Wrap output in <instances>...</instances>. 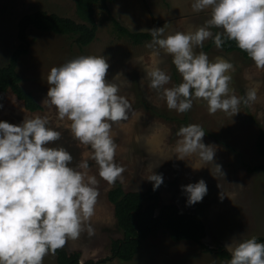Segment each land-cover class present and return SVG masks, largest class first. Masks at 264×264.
<instances>
[{"label": "rangeland", "instance_id": "374dc122", "mask_svg": "<svg viewBox=\"0 0 264 264\" xmlns=\"http://www.w3.org/2000/svg\"><path fill=\"white\" fill-rule=\"evenodd\" d=\"M192 3L194 0H112L105 6L98 2L95 4L96 36L83 48L78 47L71 36L31 28L28 30V51L19 57L16 67L22 78L21 85L41 106L36 110L27 109L8 89L0 92V121L19 125L25 117L46 116L48 127L61 133L60 139L49 146L69 151L73 166L87 159L84 153L89 149L73 138L68 127L70 122L59 120L55 108L42 102L47 98V77L52 67L81 55L104 56L110 65L107 78L118 86V94L131 106L127 120L113 124L111 130L117 144L115 161L125 169L122 182L117 181L124 190L144 192L153 183L147 180L153 172L163 174L159 187L161 203L173 201L180 211L198 214L205 228L203 243L217 249L225 248L234 237L246 239L264 235V174L247 169L262 160L255 150V139L259 126L264 128V69H257L249 57L237 50L226 51L215 45L208 49L197 47L195 51L205 52L210 60L222 57L234 65V71L228 73L232 77L229 85L232 94L244 97L248 89H255L257 98L249 105L241 103L240 112L234 116L222 111L210 114L203 100H194L192 108L181 114L167 108L159 92L150 87L146 74L148 69L159 67L171 77L164 87L179 85L182 77L172 57L158 47H146L152 37L138 44L121 34L112 20L115 18L132 31L161 28L167 23L166 33H186L210 18V10L195 12ZM37 9L81 21L75 0H0V64L7 62L18 43L20 17ZM189 124L203 128L202 142L215 146L214 161L222 166L224 175L216 171L213 163L202 161L197 154L185 156L184 160L176 157L175 146L179 139L176 133L181 126ZM88 162L89 174L96 175L99 181L100 195L90 221L94 234L84 231L78 239H68L63 247L67 253L78 251L79 263L108 256L110 240L122 236L113 204L107 197L108 190L115 184L102 180L95 162ZM200 179L206 182L208 192L201 202L188 206L181 186ZM167 235L160 230L155 236L145 238L132 260L113 258L98 264H227L229 260L220 258L216 251L203 249L196 242L175 241ZM43 264H58L56 255H46Z\"/></svg>", "mask_w": 264, "mask_h": 264}, {"label": "clouds", "instance_id": "9594fccd", "mask_svg": "<svg viewBox=\"0 0 264 264\" xmlns=\"http://www.w3.org/2000/svg\"><path fill=\"white\" fill-rule=\"evenodd\" d=\"M191 8L210 10V18L194 31L166 33L167 23L146 30L152 37L146 47L170 55L182 77L179 85L164 87L170 75L153 67L146 73L150 87L169 110L182 114L194 100H203L210 114L222 111L234 116L241 103L255 102L256 90L248 89L244 97L232 94L228 73L234 65L222 57L210 60L195 49L203 48L209 39L221 48L227 38L257 69H264V0H194ZM213 28L222 31L214 33ZM109 67L102 55H81L52 67L48 74L43 105L54 107L59 120L69 121L73 138L89 149L84 153L87 159L74 166L69 151L49 146L61 133L48 127L46 116L25 117L19 125L0 121V264H43L44 257L54 255L68 239L76 240L84 231L94 234L90 221L100 193L88 161L95 162L98 176L108 184L122 182L125 169L115 161L117 144L111 130L113 124L127 120L131 107L107 78ZM176 135L178 159L197 154L224 175L214 161L215 146L202 142L205 131L200 125L181 126ZM147 180L155 191L163 183V174L153 172ZM181 190L188 206L201 202L208 192L203 179L182 185ZM225 248L231 255L227 264H264V243L255 236L234 237Z\"/></svg>", "mask_w": 264, "mask_h": 264}, {"label": "trees", "instance_id": "16d2710c", "mask_svg": "<svg viewBox=\"0 0 264 264\" xmlns=\"http://www.w3.org/2000/svg\"><path fill=\"white\" fill-rule=\"evenodd\" d=\"M109 1L112 0H75L76 12L81 21L45 9H37L23 14L17 23L18 43L9 54L7 62L3 65L0 64V92L9 89L23 101V106L27 109L36 110L40 108L41 105L32 93L21 85L22 78L16 67L19 57L27 53L29 48L28 30L34 28L40 31L68 35L73 38L78 47L83 48L96 36L98 23L95 18V4L101 2L106 6ZM112 20L121 34L138 44L151 37L148 31H132L122 26L115 18ZM217 31L221 30L213 28L214 33ZM224 39L225 43L221 47L222 49L226 51L237 50L244 57H248L244 51L236 46L235 41ZM213 45H215L213 40L209 39L204 47L208 49ZM142 102L145 106L148 105L145 99ZM255 150L262 160L259 164L247 169L250 171L259 170L264 174V128L261 126H259L255 139ZM107 197L113 204L116 222L122 232L120 238L110 240V254L98 260H86L79 263L78 251L67 253L65 248H61L55 253L58 264H98L113 258L129 261L138 252L142 241L147 237L155 236L160 230L167 232V236L172 240H191L205 250L216 251L222 259H231L230 253L224 247L211 249L203 243L205 228L198 214L191 211H180L179 206L173 201L161 203L159 188L154 191L153 183L142 192L124 190L117 181L108 190ZM256 238L258 242L264 243V235Z\"/></svg>", "mask_w": 264, "mask_h": 264}]
</instances>
